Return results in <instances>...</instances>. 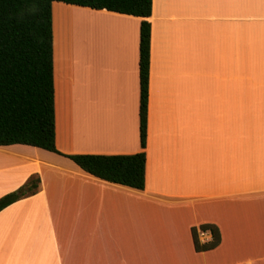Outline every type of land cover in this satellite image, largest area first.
I'll use <instances>...</instances> for the list:
<instances>
[{
    "label": "crops",
    "instance_id": "1",
    "mask_svg": "<svg viewBox=\"0 0 264 264\" xmlns=\"http://www.w3.org/2000/svg\"><path fill=\"white\" fill-rule=\"evenodd\" d=\"M52 13L58 150H145L146 183L0 145V197L41 178L0 211V264H264V0H153L144 148L145 18L63 1ZM207 222L222 241L196 251Z\"/></svg>",
    "mask_w": 264,
    "mask_h": 264
},
{
    "label": "trees",
    "instance_id": "2",
    "mask_svg": "<svg viewBox=\"0 0 264 264\" xmlns=\"http://www.w3.org/2000/svg\"><path fill=\"white\" fill-rule=\"evenodd\" d=\"M63 1L95 9L144 17L140 26V140L146 146L153 0H0V145L26 144L72 159L86 172L107 181L143 189L146 152L134 154H66L56 145L54 34L52 4ZM41 184L33 174L18 189L0 197V211L35 194ZM211 234L202 242L200 233ZM196 251L222 241L212 222L192 228Z\"/></svg>",
    "mask_w": 264,
    "mask_h": 264
},
{
    "label": "built area",
    "instance_id": "3",
    "mask_svg": "<svg viewBox=\"0 0 264 264\" xmlns=\"http://www.w3.org/2000/svg\"><path fill=\"white\" fill-rule=\"evenodd\" d=\"M202 233H206V232H202Z\"/></svg>",
    "mask_w": 264,
    "mask_h": 264
},
{
    "label": "rangeland",
    "instance_id": "4",
    "mask_svg": "<svg viewBox=\"0 0 264 264\" xmlns=\"http://www.w3.org/2000/svg\"><path fill=\"white\" fill-rule=\"evenodd\" d=\"M201 233H202V232H201ZM201 233H200V234H201Z\"/></svg>",
    "mask_w": 264,
    "mask_h": 264
}]
</instances>
